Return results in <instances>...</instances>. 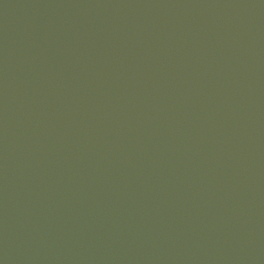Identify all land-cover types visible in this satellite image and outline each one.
<instances>
[{
    "label": "water",
    "instance_id": "95a60500",
    "mask_svg": "<svg viewBox=\"0 0 264 264\" xmlns=\"http://www.w3.org/2000/svg\"><path fill=\"white\" fill-rule=\"evenodd\" d=\"M0 264H264V0H0Z\"/></svg>",
    "mask_w": 264,
    "mask_h": 264
}]
</instances>
